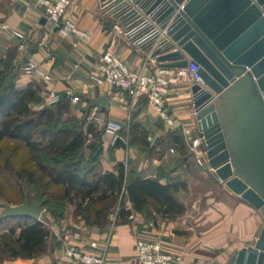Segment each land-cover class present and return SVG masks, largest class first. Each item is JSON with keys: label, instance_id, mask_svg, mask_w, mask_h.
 <instances>
[{"label": "crops", "instance_id": "0c3cea01", "mask_svg": "<svg viewBox=\"0 0 264 264\" xmlns=\"http://www.w3.org/2000/svg\"><path fill=\"white\" fill-rule=\"evenodd\" d=\"M67 17L88 32L90 39L64 38L54 24L42 23L45 17L38 0H0V26L8 23L26 38L23 41L0 27V57L10 61L19 71L17 87L25 89L33 85L38 89L39 103L33 105L37 111L48 106L51 91L60 96L68 95L70 100L78 96V102L71 101L67 117L87 118L98 130L104 131L101 156L104 172H115L117 164L123 163L129 172L143 179H159L164 185L183 183L184 187L175 198L184 209L172 217L154 213L151 220L134 212L129 223L116 226L114 230L112 225L105 230L88 226L74 216V210L59 223L44 211L37 221L51 234L43 245L45 251L39 254L25 250L23 241H19L21 229L10 233L6 228L0 232V264L68 262L66 250L75 244L72 238L79 231L85 239L78 245L84 252L95 255L101 250L91 248L88 242L98 241L102 248L111 234L109 257L121 264H142L136 249L138 238L159 241L164 252L181 257L186 264H227L236 251L253 246L264 225L261 213L213 175L205 153L200 148L193 149L192 139L183 132L186 127L194 132L197 126L190 88L183 84L170 87L166 108L175 118V124L169 126L147 96L131 100L121 89L96 85L90 80V74L106 52L119 57L130 70L139 73L151 74L159 64L150 51L136 47L115 32L114 26L119 20L104 11L100 0H73ZM21 43L24 49L19 48ZM26 60L37 63L50 78L44 80L37 75L22 74L21 65ZM102 96L109 98L110 110L100 112L93 108L88 111L89 101ZM129 118L130 122L134 118L147 133L150 148L156 147L160 156L150 158L147 150L139 145L112 149L114 134L107 129L108 125L123 126ZM172 136L182 137L186 154L177 148ZM128 207H132L131 204Z\"/></svg>", "mask_w": 264, "mask_h": 264}, {"label": "water", "instance_id": "95a60500", "mask_svg": "<svg viewBox=\"0 0 264 264\" xmlns=\"http://www.w3.org/2000/svg\"><path fill=\"white\" fill-rule=\"evenodd\" d=\"M100 3L110 16L133 6L151 15L157 33L143 48L160 67L199 65L205 84L190 87L197 121L193 139L201 140L213 175L264 219V0ZM93 108L109 111V98L90 100L88 111ZM2 207L0 219L41 220L44 212L28 193L22 204ZM227 264H264V225L255 244L236 251Z\"/></svg>", "mask_w": 264, "mask_h": 264}, {"label": "trees", "instance_id": "16d2710c", "mask_svg": "<svg viewBox=\"0 0 264 264\" xmlns=\"http://www.w3.org/2000/svg\"><path fill=\"white\" fill-rule=\"evenodd\" d=\"M18 75L17 68L0 57V155L7 139L17 142L18 148L33 156L42 155L39 160H30L29 166H17L13 162L5 165L17 182L26 180L33 187L28 192L31 194L33 190L37 198L30 200L48 207L56 222L67 217L69 204L75 206L76 218L103 230L113 224L112 217L119 226L129 223L134 212L151 220L154 213L172 217L183 211L184 206L175 198L183 183L164 185L159 179H143L129 172L123 163L117 164L115 172H104L101 162L104 131L87 123L86 118L67 117L71 109L68 95L61 96L54 106L35 110L33 105L39 103L38 89L33 85L18 88ZM138 132L140 136H136ZM129 137L130 145L147 150L150 158L160 156L156 147L150 148L147 133L134 118ZM91 139L95 144L86 157L84 150ZM172 139L186 154L182 137L172 136ZM123 146L116 142L112 149ZM24 198L23 192L22 200L15 204H22ZM54 206H60L59 211ZM6 228L10 233L21 229L19 241H23V248L39 254L45 251L43 245L51 235L43 223L23 216L0 219V232Z\"/></svg>", "mask_w": 264, "mask_h": 264}, {"label": "built area", "instance_id": "2783aa9c", "mask_svg": "<svg viewBox=\"0 0 264 264\" xmlns=\"http://www.w3.org/2000/svg\"><path fill=\"white\" fill-rule=\"evenodd\" d=\"M72 2L73 0H38V6L43 8L44 17L56 26L60 36L64 38L77 37L87 41L90 39V34L80 29L75 21L67 17ZM112 17L119 20L114 26L115 32L126 37L138 48L145 47L156 36L157 26L154 19L151 15H146L144 10L139 7H128L119 11L117 17ZM122 17L125 18L123 21L121 20ZM0 27L4 31H11L15 37L23 41L26 39L22 32L13 29L8 23H3ZM19 48L24 49V44L21 43ZM199 68L198 64L190 63L186 68L173 69L157 66L151 74L139 73L130 70L119 57L106 52L100 57L96 70L90 74V80L98 86H111L121 89L128 94L131 100L147 96L161 118L169 126H174L175 118L169 114L166 108V95L173 85L185 84L189 88L195 83L204 85L205 83L199 75ZM21 72L27 76L37 75L44 80L50 78L32 60H26L22 63ZM60 99L61 96L57 92H49L48 106L56 105L60 102ZM79 99L76 96L71 98V101L78 102ZM194 116H196V111H194ZM129 123L130 118L128 123L123 126L108 125V130L114 134V141L124 140L120 131L127 129ZM183 132L192 139L193 149L200 148L201 140L198 138L193 139V131L190 128H183ZM172 152H174V149H172ZM199 163L202 164V161L200 160ZM130 219H133V214ZM114 221L115 218L113 219L112 230L116 227ZM110 238L111 234L108 235L102 248H100L98 241H89L88 245L93 249H100L101 253L98 255L88 254L78 245L85 239L83 233L81 231L76 232L72 238L75 244L69 245L66 250V255L70 261L58 264H121L120 261L109 257ZM136 249L142 264H186L181 257L164 252L162 244L153 239L138 238Z\"/></svg>", "mask_w": 264, "mask_h": 264}, {"label": "rangeland", "instance_id": "374dc122", "mask_svg": "<svg viewBox=\"0 0 264 264\" xmlns=\"http://www.w3.org/2000/svg\"><path fill=\"white\" fill-rule=\"evenodd\" d=\"M185 86H188V85H185ZM86 120H87V123L90 122L88 121L87 118ZM127 127L128 128L126 129V131L122 130V133H120L122 134L124 140L114 141V135H113L112 145H114L116 142H121L125 146H130L129 134H130L131 122L129 123V125H127ZM124 131H125V134H123ZM94 144H95V140L93 139H91L87 143V146L84 150L86 157L92 152V147ZM18 146L19 145L17 142L9 140V139L5 140L4 143L2 144V153L0 155V214L4 211V208L2 207L3 203H8L10 205L15 206L16 205L15 203H18L19 201L22 200L23 192L29 194L28 190L31 191V188H33L32 186L27 185L26 180L17 182L16 178H13L12 175L10 176L8 169L6 168L7 163L13 162L14 165H17V166L19 165L29 166L30 163L28 162H30V160L31 161L33 159L39 160L42 158V155L36 154L35 156H33L27 153L26 151H24L23 149H21L20 147L18 148ZM211 187H213V185ZM29 195H30L29 197L31 200L34 198H37V195L36 193L33 192V190H32V193ZM187 197L189 198V196ZM54 208L56 209V211H59L60 206H54ZM74 209H75V206L69 204L67 208V216L70 213H72ZM43 210L47 211V213L50 214L48 207H43Z\"/></svg>", "mask_w": 264, "mask_h": 264}]
</instances>
